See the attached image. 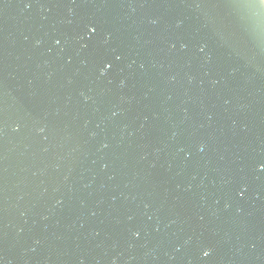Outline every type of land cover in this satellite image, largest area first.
Listing matches in <instances>:
<instances>
[{"label": "water", "instance_id": "1", "mask_svg": "<svg viewBox=\"0 0 264 264\" xmlns=\"http://www.w3.org/2000/svg\"><path fill=\"white\" fill-rule=\"evenodd\" d=\"M0 264H264V0H0Z\"/></svg>", "mask_w": 264, "mask_h": 264}]
</instances>
